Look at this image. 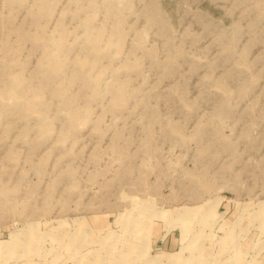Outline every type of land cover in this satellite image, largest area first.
I'll return each mask as SVG.
<instances>
[{
	"label": "rangeland",
	"instance_id": "rangeland-1",
	"mask_svg": "<svg viewBox=\"0 0 264 264\" xmlns=\"http://www.w3.org/2000/svg\"><path fill=\"white\" fill-rule=\"evenodd\" d=\"M0 264H264V0H0Z\"/></svg>",
	"mask_w": 264,
	"mask_h": 264
}]
</instances>
